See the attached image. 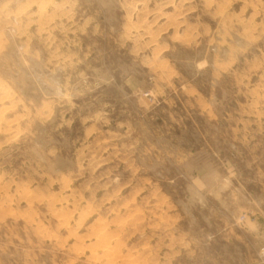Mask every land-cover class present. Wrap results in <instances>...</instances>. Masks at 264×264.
I'll list each match as a JSON object with an SVG mask.
<instances>
[{"label":"rangeland","instance_id":"1","mask_svg":"<svg viewBox=\"0 0 264 264\" xmlns=\"http://www.w3.org/2000/svg\"><path fill=\"white\" fill-rule=\"evenodd\" d=\"M262 246L264 0H0V264Z\"/></svg>","mask_w":264,"mask_h":264},{"label":"built area","instance_id":"2","mask_svg":"<svg viewBox=\"0 0 264 264\" xmlns=\"http://www.w3.org/2000/svg\"><path fill=\"white\" fill-rule=\"evenodd\" d=\"M260 257H261L262 262L264 263V246L261 247Z\"/></svg>","mask_w":264,"mask_h":264},{"label":"bare ground","instance_id":"3","mask_svg":"<svg viewBox=\"0 0 264 264\" xmlns=\"http://www.w3.org/2000/svg\"><path fill=\"white\" fill-rule=\"evenodd\" d=\"M54 6V5H53ZM57 6V5H56ZM177 37H179V36H181V34H179V33H177V35H176Z\"/></svg>","mask_w":264,"mask_h":264}]
</instances>
